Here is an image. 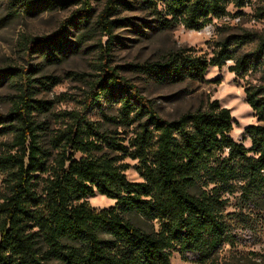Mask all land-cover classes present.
Here are the masks:
<instances>
[{
    "label": "trees",
    "instance_id": "16d2710c",
    "mask_svg": "<svg viewBox=\"0 0 264 264\" xmlns=\"http://www.w3.org/2000/svg\"><path fill=\"white\" fill-rule=\"evenodd\" d=\"M10 1L14 13L81 5L54 34L22 37L25 52L49 60L66 56L72 48L66 24L81 30L80 39L107 35L109 49L116 37L114 29L122 23L111 17L122 5L153 6L158 14L170 16L163 17L167 23L201 30L214 18L229 14V2L237 7L246 3L108 0L92 23L91 0ZM260 10L264 18V8ZM253 42H257L254 50L238 52ZM263 53L264 34L246 31L216 42L210 58L181 47L137 67L153 76L201 80L209 66L222 67L228 60H234L230 70L239 75L260 64ZM101 57L102 73L91 83L90 99L109 95L111 101L121 103L124 120L139 121L128 144L77 113L46 147L33 117L37 107L31 103L32 78L17 74L19 92L6 120L0 117V123L10 121L0 133L14 132L10 150L0 154V173L6 172L8 184L0 201V264H172L174 251L195 264H264V252L237 249L239 225L253 228L243 204L226 210L229 197L237 192L250 200L248 207L255 206V197L264 188V124L245 127L248 147L232 137L231 110L218 99L178 118H163L136 86L110 66L109 52ZM15 75L10 69L1 70L0 81L13 80ZM244 91L257 119L264 121V86H246ZM76 152L82 155L76 158ZM126 157L138 160L142 181L127 178ZM96 193L115 199L116 204L92 207L84 198ZM135 218L149 223V229L135 223Z\"/></svg>",
    "mask_w": 264,
    "mask_h": 264
},
{
    "label": "rangeland",
    "instance_id": "374dc122",
    "mask_svg": "<svg viewBox=\"0 0 264 264\" xmlns=\"http://www.w3.org/2000/svg\"><path fill=\"white\" fill-rule=\"evenodd\" d=\"M108 0H91L92 23L104 9ZM134 1V0H133ZM10 0H0V71L10 69L16 72L13 80L0 81V117L6 120L13 99L19 92L20 79L18 72L32 78L30 90L33 93L31 103L37 108L33 111L39 139L46 147H50L51 137L59 129L65 128L75 114L79 113L87 120L97 123L101 131L119 136L128 144L131 137L139 129V121L124 120L121 103L110 100L109 95L98 101L90 99L91 83L102 73L99 66L103 61L102 54L109 52V64L115 71L127 79L129 84L138 88L139 93L151 102L152 107L166 119L178 118L180 115L205 107L209 100L218 99L222 106L228 107L234 119L232 137L251 146L245 135V127L249 124H264L257 119L253 108L247 103L244 87L264 86V53L260 64L255 68L241 72L239 75L230 70L234 60H228L222 67L209 66L203 79L194 80L169 79L153 76L142 71L143 63L158 60L164 54L178 48H190L192 52L207 58L213 55L215 43L232 34L254 32L264 34V18L260 17V9L264 8V0H246L243 7L228 3L229 14L214 18L201 30L186 29L181 23H167L153 6L122 5L112 19H122L113 34L116 36L109 49L108 36L96 33L89 39H80V29L66 24L69 30L68 40L72 48L66 56L49 60L42 54L24 51L22 37L24 35L44 36L57 32L73 11L81 8L80 4H72L54 11L32 13L30 11L12 12ZM136 2V1H135ZM159 4V9H162ZM71 45V44H70ZM257 42L245 45L238 52L247 53L256 48ZM102 50V51H101ZM22 70V71H21ZM133 114V113H132ZM133 115H131L132 118ZM2 120V119H0ZM146 120V116L142 121ZM10 121L4 122L8 125ZM0 123V128L4 125ZM14 140V132L7 129L0 133V154L10 150ZM56 152V151H54ZM80 152L75 153L79 158ZM129 164L126 170L131 181H142L138 171V160L126 157ZM6 172L0 173V201L8 193ZM96 209L108 208L116 204V200L96 193L84 198ZM227 211H234L236 204H243V212L249 214L253 228L239 225L238 250H255L264 252V188L255 197L251 206L250 200L237 192L229 197ZM135 223L145 229L150 224L141 218ZM229 249V245L226 246ZM235 249H233L234 251ZM172 264H195L182 258L178 251L171 257Z\"/></svg>",
    "mask_w": 264,
    "mask_h": 264
},
{
    "label": "bare ground",
    "instance_id": "6f19581e",
    "mask_svg": "<svg viewBox=\"0 0 264 264\" xmlns=\"http://www.w3.org/2000/svg\"><path fill=\"white\" fill-rule=\"evenodd\" d=\"M102 196H104V195H102Z\"/></svg>",
    "mask_w": 264,
    "mask_h": 264
}]
</instances>
